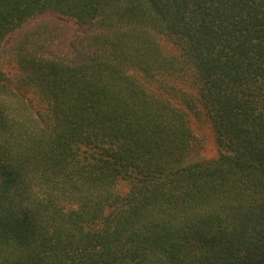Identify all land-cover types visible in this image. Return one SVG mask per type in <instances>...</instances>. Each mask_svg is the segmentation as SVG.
<instances>
[{"label": "trees", "instance_id": "obj_1", "mask_svg": "<svg viewBox=\"0 0 264 264\" xmlns=\"http://www.w3.org/2000/svg\"><path fill=\"white\" fill-rule=\"evenodd\" d=\"M0 264H264V0H0Z\"/></svg>", "mask_w": 264, "mask_h": 264}, {"label": "rangeland", "instance_id": "obj_2", "mask_svg": "<svg viewBox=\"0 0 264 264\" xmlns=\"http://www.w3.org/2000/svg\"><path fill=\"white\" fill-rule=\"evenodd\" d=\"M195 129L196 135L201 142L198 143L190 159L199 158L205 161L213 159L216 156V149L208 125L206 123H196Z\"/></svg>", "mask_w": 264, "mask_h": 264}]
</instances>
